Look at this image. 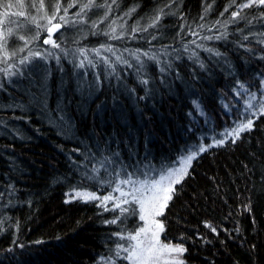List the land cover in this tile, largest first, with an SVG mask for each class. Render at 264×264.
I'll return each instance as SVG.
<instances>
[{
  "label": "trees",
  "instance_id": "1",
  "mask_svg": "<svg viewBox=\"0 0 264 264\" xmlns=\"http://www.w3.org/2000/svg\"><path fill=\"white\" fill-rule=\"evenodd\" d=\"M241 2L117 0L98 27L62 26L53 48L46 31L27 45L18 39L35 32L31 15L45 23L29 7L39 0H0L9 40L6 61L0 50V264H102L138 227L137 215L105 211L75 191L103 197L126 175L169 167L214 139L223 145L199 154L175 185L160 241L182 245L185 264H264V115L235 142L226 135L246 120L239 85L258 100L264 84V8L226 24ZM161 7L168 14L149 27ZM31 52L40 56L21 64ZM85 166L99 169L90 172L96 180L81 179Z\"/></svg>",
  "mask_w": 264,
  "mask_h": 264
},
{
  "label": "snow or ice",
  "instance_id": "2",
  "mask_svg": "<svg viewBox=\"0 0 264 264\" xmlns=\"http://www.w3.org/2000/svg\"><path fill=\"white\" fill-rule=\"evenodd\" d=\"M116 3L117 0H111V2H109V0H99V2L98 0H86V2H82V0H48V7L46 8L45 0H39L38 5L30 4L29 7L36 8L37 13H42V15L39 16V19L45 21V23L41 24L37 22L36 16L31 15V20L33 23H35V32H31V30H29L30 34L28 36L21 34L19 35L18 39L23 41L24 45H27L30 42L39 40L41 33L46 31L47 38L43 39V44H51L53 48H59V44L53 39L54 32L58 31L62 26H76L86 22H89L93 28L98 27L100 23H103L108 19V16L112 11V5ZM232 4L235 5L236 0H232ZM20 6L23 7V4ZM165 6L170 7V5ZM6 7L11 8L13 5L7 4ZM237 7L239 10L231 12V21H226V24L235 22L237 18L240 17V13L244 9H250L252 7L264 8V0H243V2L237 5ZM72 8H77L78 10L74 12L72 16H69V9ZM94 8L104 9V12L102 14H98L99 18L97 20L86 21L85 17L87 16V13L92 11ZM135 11L136 7H133L129 9L125 15L130 17ZM224 11L227 12L228 9L225 8ZM161 13L165 15L168 14L164 13L163 7L159 8L151 18L149 27L156 26V24L159 22ZM5 15H7V13H5ZM18 15H24V13L21 12L18 13ZM221 15H223V13H221ZM240 18L246 19V17ZM217 23H219V21H217ZM140 30L146 31L147 29H133V31ZM112 32H115V29H112ZM224 35V33H221V37ZM221 37H217V39ZM205 39H212V37H205ZM244 39H247V36H245ZM8 43V38L0 33V50H3L5 53V61L8 57ZM24 50V47H19L18 49L19 52H23ZM105 50L111 51L112 49L106 48ZM11 54L13 56L17 54L15 45H13V51ZM49 55H52V53H49ZM81 55H83V52H81ZM216 55H219V53H216ZM38 56H40L39 52H31L29 56H25L23 59H21L20 63L24 64L32 57ZM89 64H92V61H89ZM81 66H83V61L81 62ZM5 71L8 72V69H5ZM11 74L12 73L9 72V75ZM144 83H147V81H144ZM239 87L244 92L248 93V99L245 105V111L248 113V118L246 120H242L234 128L226 133L227 136L232 137L233 142L240 138L241 133L252 130L254 124V121L251 118L252 116L264 115V100H262L257 107V105L253 103V101L256 99V94L248 92V89H246L243 84L239 85ZM239 94L240 93H237V95ZM196 107L199 109V105H196ZM254 108H256V111H253ZM223 143L224 140L214 139V143L212 145H199L193 147L188 151L187 155L181 157L178 167H168L167 169L162 167L159 170L158 179L146 178L143 180H138L132 179L133 174L126 175L124 179L120 180L119 184H116L114 189V191L120 192V197L123 199L114 198L112 194L101 197L95 192L87 191H75L73 198H80L84 202L99 201V204L97 205L98 207H103L105 211H115L119 209L121 215L129 211H131L132 214H136L135 208L128 209L122 207V205L134 204L139 206V218L141 221L145 222V226L140 227L134 233H130L126 237L121 235L120 238L127 239L129 244L127 246L120 245L116 250V255L118 257L120 256L121 252L127 253L123 259L128 260L129 264H161L162 261L163 264H185L181 257L183 256V253L186 251V249L182 245L161 243L160 233L163 231L164 225L161 221L157 220L156 217L162 216L164 214V210L167 208L169 201L172 200L173 194L176 191L175 185L180 184L182 180L189 174V169L193 160L197 159L199 154L207 151L208 147L220 146L223 145ZM73 151L78 150L74 149ZM85 158L87 159V156ZM105 162L110 163L111 161L109 158L105 157L104 160L101 161V166H103ZM90 172L98 173L99 169L93 167L89 170L85 166L84 171L81 172V179L96 180L97 176L91 175ZM143 174L147 176V172ZM119 175L120 173H117V176ZM98 182H106L109 185L112 183L111 180H99ZM121 185H130V191H123L121 189ZM110 201L114 202V207L112 209L108 208V202ZM65 202L67 203L70 201ZM117 219L118 217L107 221L106 223L116 224ZM206 227H210L213 232L216 231V229L211 225H206Z\"/></svg>",
  "mask_w": 264,
  "mask_h": 264
},
{
  "label": "rangeland",
  "instance_id": "3",
  "mask_svg": "<svg viewBox=\"0 0 264 264\" xmlns=\"http://www.w3.org/2000/svg\"><path fill=\"white\" fill-rule=\"evenodd\" d=\"M262 100H264V84H263V88H262V94H261V97L260 98H258V100H257V97H256V99L253 101V103L255 104V105H257V107L259 106V103L262 101ZM246 105V104H245ZM245 109V108H244ZM253 111H256V108H254L253 109ZM248 118V113H246V116H245V119H247ZM238 124V123H237ZM236 124V125H237ZM235 125V126H236ZM232 129V128H231ZM231 129H229V131L231 130ZM228 132V131H227ZM214 143V141H211L210 142V144H213ZM212 147H214V146H212ZM208 148H210V147H208ZM207 148V149H208ZM188 153V152H187ZM187 153L185 154V155H187ZM185 155H182V156H185ZM181 156V157H182ZM181 157L175 162V163H173L171 166H169V167H178L179 166V163H180V159H181ZM168 168V166H166V167H164V169H167ZM147 174H149V175H147V176H143V177H139V178H137V177H133L132 179H138V180H143V179H146V178H159V170L158 171H155V170H151V171H148V173ZM120 183V181H117L116 182V184H119ZM116 186V185H115ZM138 186V185H137ZM114 189H115V187L114 188H112L111 190H112V196L114 197V198H121V199H123L122 197H120V192H118V191H114ZM121 189L123 190V191H125V192H128V191H130V185H121ZM109 194V193H108ZM107 194V195H108ZM110 202H112V201H110ZM113 204H114V202H113ZM129 205V204H128ZM128 205H122V207H126V206H128ZM134 205V204H133ZM135 206V208H136V215H137V218H138V227L134 230V232L136 231V230H138L140 227H142V226H145V222L144 221H141L140 220V218H139V206L138 205H134ZM156 219L157 220H159L160 221V216L159 217H156ZM133 232V233H134ZM161 234V233H160ZM161 243H163V242H161ZM129 244V241L127 240V239H125V245L124 246H127ZM117 250V249H116ZM125 255H127V253H123V252H121V254H120V256L118 257L117 255H116V252L114 253V255H113V257H111V258H109V259H107V260H105L102 264H129V261L128 260H126V259H123V257L125 256ZM161 264H163V261L161 262Z\"/></svg>",
  "mask_w": 264,
  "mask_h": 264
},
{
  "label": "water",
  "instance_id": "4",
  "mask_svg": "<svg viewBox=\"0 0 264 264\" xmlns=\"http://www.w3.org/2000/svg\"><path fill=\"white\" fill-rule=\"evenodd\" d=\"M60 29L58 31H56V32L53 33V37L60 31Z\"/></svg>",
  "mask_w": 264,
  "mask_h": 264
}]
</instances>
